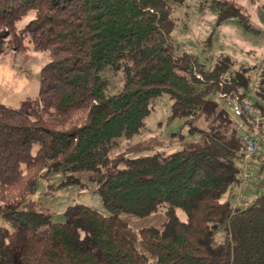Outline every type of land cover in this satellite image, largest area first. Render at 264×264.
<instances>
[{
	"label": "trees",
	"instance_id": "1",
	"mask_svg": "<svg viewBox=\"0 0 264 264\" xmlns=\"http://www.w3.org/2000/svg\"><path fill=\"white\" fill-rule=\"evenodd\" d=\"M185 4L0 0V56L31 51L48 59L39 109L26 114L0 104V213L12 226L0 227V264H264V180L246 184L250 199L237 200L245 165L256 158L245 164L242 154L240 132L247 133L250 118L234 115L220 97H246L254 67L234 69L228 56L206 67L180 52L171 34ZM198 6L215 15V27L235 18L245 32L258 33L236 0ZM105 67L121 73L114 94L100 75ZM256 77L255 95L264 101V66ZM162 94L171 101V118L201 132L204 144L110 158L116 138L138 133ZM102 168L97 193L108 215L78 203L55 221L20 208L43 173H68L60 184L66 185L79 182L71 173ZM162 205L165 221L139 230V248L117 234L127 228L121 214L144 217Z\"/></svg>",
	"mask_w": 264,
	"mask_h": 264
},
{
	"label": "rangeland",
	"instance_id": "2",
	"mask_svg": "<svg viewBox=\"0 0 264 264\" xmlns=\"http://www.w3.org/2000/svg\"><path fill=\"white\" fill-rule=\"evenodd\" d=\"M245 8L250 23L258 33L245 32L235 18L227 19L215 27V15L207 9H200L198 0H186V4L176 10V28L171 36L180 52H188L196 56L199 63L207 66L219 59L228 56L233 63V68L240 66L254 67L250 70L251 83L249 93L243 98L254 106L264 108V101L255 95L256 75L264 66V0H236ZM30 18L26 16L18 22L22 27ZM211 35L210 39H207ZM48 61L46 56L38 52L15 53L9 51L0 56V104L10 106L30 114L33 109H39V82L41 67ZM100 75L108 80V93L114 94L122 84L120 72L110 67H105ZM224 101H226L224 99ZM171 101L167 94H162L154 99L152 110L144 119L140 131L132 136L121 135L116 138V145L110 150L108 156L112 157H142L155 153L169 154L182 149H190L204 144L203 135L197 131L190 133L181 118H171ZM261 110V109H260ZM260 123L250 122L244 126L246 130L263 134L255 156L245 159L248 163L255 158L254 164L246 165L251 174L246 184L257 185V178L264 179V112ZM203 128V123H196ZM256 129V130H254ZM248 167V168H247ZM43 173V172H42ZM79 178L78 183L60 185L68 173H43L36 179L33 191L22 201L20 208L33 209L48 213L55 221H62L63 211L73 204H84L93 210L108 215V210L101 202L97 193L99 177L105 174L104 168L100 172L71 173ZM244 184L241 183L240 187ZM239 191V190H238ZM226 193L224 197H227ZM238 197V196H237ZM240 201V200H239ZM166 205L157 211L144 216L136 217L123 213L121 218L126 221L127 228L117 231V234L128 236L135 246L139 248V230L148 226L159 227L166 219ZM177 217L185 221V213L176 209ZM0 227L12 230V226L0 213Z\"/></svg>",
	"mask_w": 264,
	"mask_h": 264
},
{
	"label": "built area",
	"instance_id": "3",
	"mask_svg": "<svg viewBox=\"0 0 264 264\" xmlns=\"http://www.w3.org/2000/svg\"><path fill=\"white\" fill-rule=\"evenodd\" d=\"M222 99L227 100L226 105L228 106L229 110L234 115H245L250 118V122L260 123V121L263 119L261 110L254 106L249 101L240 100L237 97L229 98L225 94L220 95ZM264 133V129L262 131ZM244 147L242 149V154L244 155V159H248L250 157L256 156L259 143L261 139L263 138V134H257L254 132H251V129L247 130V133L244 135ZM247 164V162L245 163ZM246 168V165H245ZM251 173L244 169L242 177H241V183H245L250 179ZM239 200H246L245 197L239 198Z\"/></svg>",
	"mask_w": 264,
	"mask_h": 264
},
{
	"label": "crops",
	"instance_id": "4",
	"mask_svg": "<svg viewBox=\"0 0 264 264\" xmlns=\"http://www.w3.org/2000/svg\"><path fill=\"white\" fill-rule=\"evenodd\" d=\"M243 127H244V125H243ZM255 160H256V159H255ZM263 180H264V179H263ZM244 186H246V183H244L243 187H240V190H239V192H238L237 200H239V198H241V197H245V198H247V199H250V198L246 195V193L243 191V190H244Z\"/></svg>",
	"mask_w": 264,
	"mask_h": 264
},
{
	"label": "water",
	"instance_id": "5",
	"mask_svg": "<svg viewBox=\"0 0 264 264\" xmlns=\"http://www.w3.org/2000/svg\"><path fill=\"white\" fill-rule=\"evenodd\" d=\"M240 134H241L242 137H244V135H245L244 132H240Z\"/></svg>",
	"mask_w": 264,
	"mask_h": 264
}]
</instances>
